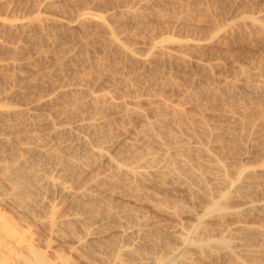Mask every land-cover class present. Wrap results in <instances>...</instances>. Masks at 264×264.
Masks as SVG:
<instances>
[{"label":"rangeland","instance_id":"obj_1","mask_svg":"<svg viewBox=\"0 0 264 264\" xmlns=\"http://www.w3.org/2000/svg\"><path fill=\"white\" fill-rule=\"evenodd\" d=\"M65 1L64 0H0V8H2V9H0V18L1 19L4 18V19H2V20H4V22H5V19L9 20V21L6 20L7 23L5 22L3 29L1 30L2 34L4 33L5 40H7V43L9 41V45L11 44V47L14 46L13 48H16V49L18 48L20 50V52H19L20 54L17 55L19 58V62L26 63L27 60L31 61V64H28V65L24 64L23 67H21V69L18 68V70H17V67L14 69L16 71L13 72L15 75V80H14V83L12 85L13 86L12 89L16 90L17 92H18V89H19V92H20V90L21 91L23 90V92L26 91L25 93L28 94V96H30V98L31 97L34 99L37 98L36 100L39 101L40 106H41V109L39 110V112L43 113V116H45V119L47 121L43 126H41L40 129H38L39 135L41 134L40 137H43V136L45 137L47 135V133H49L52 130L53 123H51V122H53V121L55 122V125H57V126L59 125L61 127L62 126L66 127V126H72L73 124L77 123L80 119H82V117H84V120H83L84 122L81 125L77 126L79 128L78 135L81 139H85L88 137H92V139H93V137L96 136V135H93L92 132H90L89 126H85L86 122H88V118H93L97 122L105 121L106 119H107L106 121L108 122L110 120L109 123H107L108 125L107 124L105 125L106 127L103 126V129L105 131V128H106V132L112 133L113 135L116 134V136L111 137V138L109 137L107 139L108 141L104 140V143L100 142L101 145L99 143V145L103 146V147H106V145L111 144V147H108V150H107L108 152L102 159H100V160H98V162L94 163L91 168H88L86 171L82 172L80 177L77 176L78 179H76L75 176L71 177L69 174L68 175L64 174V173H66L67 170H70V168H71V166L67 165L70 156L68 155L67 151L62 149L61 145H63L67 141V139L69 137H71V134L70 133H63L61 135H58L57 137L54 138L56 141L54 139L49 141V139L45 138L46 140L44 142L43 141L44 137L42 138L43 140L40 138V141L45 143L44 144L45 148L50 149V146H51V148H54L58 153H54L52 155H49L51 162L49 161L48 156H46L47 157V159H46V158H44L45 155H40L39 153L37 154L36 152H34V154H31L33 156H29V160H31V158H33L32 161L35 160L33 162L34 164L32 163V161H31V164L29 163L30 166L34 167L36 165V167H34V169L40 168L38 171L36 169L35 170L37 171L38 179L40 178L39 180H41V178H42L41 183L43 181V185H44L42 187L43 189L38 188L39 189L38 190V197L40 196L39 192H41L42 195L39 197V199L40 198L41 199L47 198V199H49V202L52 200L54 201L55 199L57 200V203H58L57 204V211H56L57 213L55 215L57 219L64 218L67 215H70V216H72V215L76 216L77 215L78 217H81L82 219L84 218L85 221L84 220L81 222L75 221V231H77L79 234H81L82 237H87L88 236L87 233L93 232V230L95 231V228H94L95 225L100 224L99 222H102L106 215H109L110 219L112 217V221L116 222V220H119V218H121V217H118L116 215L120 216L122 212H123V214L125 212V214H124L125 216L122 214L124 216V218L121 215L122 216L121 221H119V222L117 221L116 222L117 224L114 222L112 223V226L115 224L114 226H117V228H115L113 226V228L112 227L109 228L111 230V232L109 229H108L109 231L107 230L109 232L108 234L110 235V237L114 236V238L112 237L111 239L113 241H115V245L118 246V250H120V251L125 250L126 251V248L128 246L130 247V245H133V244L136 245V242L140 243V240H142L141 243L145 244L147 242L146 245H144L145 247L148 245H152V246H148L146 248L150 247L151 251H153L154 245L157 244L158 240L163 239L164 242L170 241V246H168L169 248L166 251H167V253L169 252V254L171 253L170 255H172V253H175L176 250L179 251L178 246H180L179 248L181 250L183 249L182 244H185L184 243L185 238H183L184 240L181 243V241H182L181 236H184L186 234L185 235V237H186L187 234H190V237H189V235L187 237L188 238L193 237L192 233H190V232L192 231L191 227H193V225H191V223L197 222L195 217L191 216V214L189 212H188V214H186L187 212L186 213L183 212L184 215L180 216L181 219H178V218L176 219L175 217L172 219V216H170L169 214L165 215V213H163V211L157 212V210H158L157 207H152L153 205H149L148 204L149 202L147 200H144L145 202H142L143 200L142 201L141 200L135 201L136 198L133 199V196L131 197L132 198V200H131L129 197L131 196L130 193L132 194L133 192H127L128 190H126V188L128 186H126L124 188V184L130 180L129 179L130 175L128 176L129 180L127 182H124L123 184H122V182L125 179L127 180V178H126L127 176H125V178L123 176H121L122 182L120 180V182H119L120 184H117L120 187L119 189L121 191H119V189H118L117 192L119 191L120 193L109 196L111 201L114 198V200L110 203V205H109L110 207H109L104 202V200L107 199L108 195L111 192L108 190V191H106L107 193H104L105 190L102 187L104 185H101V187H102L101 188L100 186L95 184V181L101 182L100 180H102V179L99 178V175L101 173H102L101 177H103L104 175L106 176L110 170H114L115 168H118L120 165L121 166L124 165L123 170L128 169V173H132V171H134V169L137 170L136 169L137 167L135 168V166H138L137 164L143 160H140L138 162V160L142 159V158L138 157V155L135 156V154H139L138 150H141V151L144 150L145 151V148L146 149L151 148V146H152L153 149L157 150V152L159 153V154H157V155H159L157 157V159H158L157 162H160V163H156V164L154 163L155 165L150 164V163H146V165L150 164V166H149V168L151 169L150 170L148 168V166L146 168V165L142 164V162H141V165H143V166L145 165V167H143V166L141 167V168H143L142 171L145 172V170H147V171L149 170V172H150V171H152V169L153 170L155 169L154 170L155 173L154 172L150 173V175H151L150 178L152 177V180H150V181L148 180V183H147V184L150 183L149 187L147 186L150 191L145 190L144 194H146V193L147 194L146 195L143 194V195L145 197H148V198L151 197L150 199H153V201L155 200V202L161 201L160 203H162L164 201L165 202L168 201V203H172V201L175 202L176 200H178L176 197L179 196V197H181V198L178 197L179 200L185 199V202L188 201V203H190V201L192 200L193 205L196 206V207L195 206L193 207V208H196V209H194L195 211L199 212L200 210H202V211L204 210V207L207 204L206 198L204 196H202V197L200 196L201 198L198 196L199 197L198 198L196 195L197 199H195L196 197H194V195L193 196H191L192 194L190 195V193H191L190 190H189L190 193L188 194L189 186L187 185V183H185L184 185H186V186H184L182 183H177L176 181L170 180V178L168 177V175L166 173L167 171L165 170L168 168L165 167L163 169L165 162L162 159L163 157L160 155V154H162V152H164L163 148L158 144H156L158 147L155 146V148H154L155 144L153 143V145H152V143H149V142H151L150 140H148L145 136H142V131H143L142 127L148 121L153 120L156 117L157 106L158 107L161 106V108H162V107H164V105H166V106L167 105H174L176 107L178 106V108L184 110V112L186 111L185 113H188V114H186L187 118L185 117L186 119L184 118L183 119L184 121L182 120L183 125H185L184 124L185 120H188V121L190 120V118H191L190 116H192L191 120L192 119L198 120L199 117L203 116L202 119H205V120L207 119L206 122H209V124H215V123L216 124H219V123L223 124V123H226L227 121L230 122V121L234 120V117H231V115L233 116L232 113H235V112L238 113L239 110L237 112V109H235V106L232 105L230 103V101H228V100H222L221 101L220 99H216V98L211 97V96H205L202 94H200V97H197V99H196V98H194V95L197 94V91H196L197 88L200 89L199 87L201 85L205 84V86L210 87V89L215 90L217 88L216 90H218V92H221V93L225 92V94H227V92L232 93L233 97L235 98L237 96L236 98L238 99L239 97H241L240 95L245 93L241 89H239L241 87L242 83H244L242 85H247V84L251 85L252 83L253 84L254 83H256V84L260 83L261 84V82H259V81L264 80V73H263L264 70L262 71V69H264V67H263L264 66L263 65L264 64V57H263L264 56V33L263 32L264 31L263 30L261 31V29L259 27L257 28V25H254V24L252 25L251 24L252 22L250 21V19H247V20L243 19L244 18L243 15L245 14V17L246 16H248L249 18L255 17L256 20L258 19L259 21L263 22V20H264V0H231V1L230 0H223L224 2L222 1L221 4L216 3V0H180V1L172 0L171 2L176 1L174 3L175 5H173V8H175V10L173 8H168L169 10L166 9L165 4H163V5L158 4L159 6L156 5V8H158V7L159 8H158V10L156 8L155 9L158 12L161 11L160 13H162V14L164 12L166 15L163 14L162 16H159L160 15V13H159L158 17L157 16L147 17L146 21H144V23L147 22L146 24L148 25V27L146 24L144 25V23H142V24L140 23L141 24L140 25L139 22L130 14V10L132 8H134L135 5L131 4L128 0H127L128 2L126 0H74V1L73 0H65ZM181 1H182V5L180 4ZM183 2H185L186 4L188 3V4L186 5ZM178 3L180 5H178ZM199 4H201V5H199ZM160 5H162L163 7ZM203 5H204V8L209 7L210 10L208 9V11H210L209 13H211L213 17L211 16V14L208 13L207 8H205V9L203 8ZM192 6H194V7H192ZM195 7H198L199 9L195 8ZM210 7H212V8H210ZM200 8H203V10ZM165 9H166V11H165ZM171 10L173 13L171 12ZM181 10H182V12H181ZM203 11H205V12L203 13ZM232 11H233V13H232ZM86 14L92 15V16H94V18L96 17L95 18L96 20L95 21L93 20L90 22H82L83 20H81V19ZM178 15H179V17H178ZM185 15H187V16H185ZM237 16H238V18H237ZM214 17H215V19H214ZM97 18H100V19H97ZM101 18L102 19L105 18L104 22H105L107 27L112 28L117 32V36H118L120 42H122V44L120 43V45L126 46L128 48V50L130 51V52L124 51L125 52V58H129V59H125L126 63H124V66H122L124 68L119 67L121 64L118 65V60H116L117 58L114 57V59H113L112 55L109 54V53H115L116 54V52H117L116 56H118L119 53H122V55H123V53H124V52H122L123 49L120 50V47H118L117 44H113L108 39H106L107 37L105 38V37L101 36L100 32H98L97 29L95 28L97 20L98 21L102 20ZM211 18H213V19H211ZM240 18H242L243 20ZM262 18H263V20H262ZM181 20H183V21H181ZM12 21H14V22H12ZM243 21H244L245 26L243 25ZM1 22H3V21L0 20V26H1ZM8 22H10V23H8ZM240 22H242V23L240 24ZM262 22H261V24H262ZM175 23L177 24V26L175 25ZM230 23H231V25H230ZM239 24L242 26H240ZM247 24H249L250 27ZM182 26H184V27H182ZM197 26L199 27V29H197V30H200L199 32H197V30H196ZM229 26H230V29H229ZM221 27H222V29H220ZM244 27H246L245 29L247 30V32L244 29ZM237 28H240L239 31H237L238 30ZM41 29L44 30V33L46 31V32H49L51 34L49 36V33H48L49 37L47 36L46 40L42 39L43 41H40V39H41L40 37L42 35L41 34L42 32L40 31ZM148 29H149V31H148ZM141 30H143V31H141ZM66 31H68V32H66ZM209 33H210V35H209ZM246 33H248V34H246ZM259 33H261V34H259ZM212 34H213V36H212ZM202 35H203V37H202ZM183 37H185L184 38L185 40H183ZM193 37H194V39L196 38L195 39L196 41L193 39ZM154 38H155V44L161 41L160 44H162L164 51L167 50L166 53L168 52V54L170 53V54L176 55V53L178 54L179 52H181L179 54L183 55L182 58H179V60H178V58H177V60L170 58L168 60L166 58L156 59L155 57H151L150 49H152V47L154 45V43H152V42H154ZM204 38H207V39H204ZM229 38H231V40ZM79 39L86 41V43L88 45V49H83L79 52L74 51L75 50V44L78 42ZM156 39L158 40V42ZM175 39H177V41ZM198 39H201V42ZM197 40L199 41V43H197ZM74 42H76V43H74ZM192 47H194V48H192ZM115 49L118 51H116ZM113 50H114V52H113ZM43 51L46 52V54ZM109 51H111V52H109ZM73 53H75L76 57L79 58L78 61L82 62L85 59H87L88 61H84L87 64V66L83 67L81 65V63L76 61V63H74L73 65L61 66V67L57 68L56 65H58V64L57 63H56V65L54 64L55 60H53V61H52V59L50 60V58H52L53 56L55 58L59 56L58 58H60L63 55H71ZM105 53H106V57H105ZM128 53H130V54H128ZM39 54H43V55H39ZM107 54H109V55L107 56ZM10 56H11V54L9 52L8 53L7 52L0 53V60H1L0 63L4 62L7 59L10 60L11 59ZM40 56H42V58H40ZM9 57H10V59H9ZM98 57L102 60L105 59V61L106 60L108 61L110 59L108 62V66L111 70L109 68L108 69L110 71H116L119 68L120 72L117 73V75H114L115 74L114 72H113L114 74H110L109 70H108V72L104 71L101 73V75H97V76L95 74L90 73L91 67H89V66L91 64H93L94 60H96ZM108 57H110V58H108ZM119 57H120V54H119ZM2 58L3 59L5 58V60H3ZM111 58L113 59L112 61H111ZM37 59H38V61H37ZM254 60H257V61H254ZM152 62L153 63L155 62V63L153 64ZM110 63L113 67L112 66L110 67V65H109ZM212 63L216 64V66L215 65L213 66ZM155 64H156V66L154 67ZM204 64L206 65L205 69L202 66ZM53 65H55V66L53 67ZM256 65L258 66L260 71L258 70ZM149 67L158 68L160 73L163 70L162 74L165 76L167 81L164 80L165 81L164 82V81H162V79L159 80V78H158L159 71L157 69H155V70H157L156 71L157 74H155V76L157 78L154 76V74H149L148 73L149 71H147L149 69ZM240 67H242V68L244 67L243 72H242L243 75L240 71V70H242V68H240ZM54 68H55V70H54ZM256 68H257V70H256ZM244 70H247V71H244ZM249 70H253V71H249ZM237 71H239L238 72L239 74L237 73ZM116 72H118V71H116ZM244 72L247 75L250 74V75H253L254 77L250 76V78H249V76L247 77ZM47 73H51V75H49ZM108 73H109V75H108ZM261 73H263V74H261ZM146 75H148V76H146ZM261 75H263V77ZM48 76L51 78H49ZM86 76H88V78L94 76L92 78L95 81L93 80V82L90 83L91 88H94V90H96L97 92L105 93L108 98H111L112 100L122 104L123 106H126V107L131 106V103L133 101L137 102V100H138L139 103L138 102L137 103L139 105L136 108V112H134L130 116H127L126 118L122 117V112L119 111L120 110L119 106L115 107V108L113 107V108H110V109H107V110L100 112V111L95 110V104L94 103H91L90 101H84L83 98H79L80 99V105H78V107L74 108L73 110H69V111L65 112L62 117L56 118L55 117L56 114L60 113L62 109H64L68 104L71 103V100L73 98L72 96L78 95L77 93L74 94L73 92H69V94L62 96L59 99H55L54 96H55L56 92L60 89V86L61 85L66 86L67 85V88L70 89L69 91L75 90V88L82 86V85L76 83L75 81L78 80L79 77H86ZM115 76H117V77H115ZM258 76H259V78H258ZM149 77L150 78L153 77V79L152 78L150 79ZM133 78H135V79H133ZM140 78H141V80H140ZM148 78H149V80H148ZM258 79H259V81H258ZM225 80H227V81H225ZM126 81L131 82L129 84L130 86L128 85V83ZM156 81H158V82H156ZM160 81L163 82V84ZM251 81H253V82L251 83ZM125 82H126V84H125ZM133 82H135V83H133ZM225 82H227V83H225ZM132 83L134 84V86H132L133 85ZM200 83H201V85H200ZM196 84L197 85L199 84V86L196 87ZM124 85H125L126 89H125ZM152 85H154V86H152ZM30 87H31V89H30ZM129 88H131V89H129ZM203 88L204 87H202V89ZM202 89H200V90H202ZM49 91H50V93H49ZM194 91H196L195 94H193ZM238 91L242 94H238L239 93ZM192 94H193V96L187 97L188 95H192ZM236 94H238V95H236ZM49 95H50V97H49ZM244 96H245V94H243L242 97L239 98V100L242 99ZM78 97H79V95H78ZM204 97H205V99H204ZM207 97H209L211 100L208 99ZM206 100H207V102H206ZM226 101H227V103H225ZM204 102H205V105L207 104V106H204ZM222 102L224 105L228 104V105H226V106H228V108L226 106H223V104H221ZM127 104H129V105H127ZM230 105H232L231 106V112L232 113L230 112V110H227L229 112L226 111V108L229 109ZM248 106H246V107H248ZM250 106H253V105H250ZM258 106L259 105H257V107ZM253 108H254V110L257 111V108L255 109V107H252V109H250L252 112L254 111ZM219 109H221V110H219ZM232 109H234L236 111L233 112ZM140 110H142V111H140ZM239 114H241V113L239 112ZM193 115H194V117H193ZM121 117H122V119H121ZM111 121H112V123H111ZM188 121H186V123L189 126L190 122L188 124ZM120 123H122V125H120ZM119 125H120V128H119ZM187 125H185L184 127H186ZM107 126H109V127L107 128ZM110 127H112V128H110ZM109 128H110V130L111 129H113V130H111V132H110V130H108ZM183 129L184 128H182V131H183ZM187 132H184L181 136H183L182 138L184 141H186V139H187L186 142L190 141L189 143L192 142V144H193L196 141V140H193V139H195V137L192 136V133H190L189 131H187ZM117 133H118V137H117ZM185 133H186V136L189 134L188 137L185 136ZM30 136H31V134L29 132L21 133L15 137V141L20 146L26 145V144L30 143L29 141H31ZM184 136H185V138H184ZM189 136H190V138L192 136V138L189 139ZM115 138H117V139H115ZM241 138H243V139H241ZM241 138H240L241 142L245 141L244 142L245 145L247 143L254 142V141H249L245 137H241ZM153 139H154V137H153ZM32 140H33V142H35L34 139H32ZM57 140H58V142H57ZM95 140L92 141V143H90L89 146L86 148L87 152H91L92 151L91 148H94V146L98 143L97 140L96 141ZM147 140H148V143H147ZM237 140L238 139H236V141ZM40 141H37V142L42 145L43 143H41ZM228 141H229V139H228ZM228 141L226 139V142H228ZM230 141H231V143H228L227 145L230 144L229 147L231 149L233 148L232 150L234 152L230 153L232 151H231V149H229L230 150L229 153L232 155H230L228 153L226 155L225 152L226 151L228 152V149H226L228 146L225 145V149H226V150L224 149L225 152L221 148L223 153H224L223 156L226 155L225 157L229 158V155H230V157H232L233 155H235V151H236L235 156H236V158H238L237 159L238 162L241 161L240 164L242 163V165L244 164V166H248V165L249 166L250 165L259 166V164L260 165L262 164V161H263L262 159H264V156H260V154L262 152L260 153V148L255 145V144H259V143L254 142L255 146L250 143V144L246 145L247 147L243 146L244 143H242L243 149L245 150V151H243V149L240 148L241 144H240V142H238L239 140L237 142L240 145L235 140L232 141L230 139ZM234 141L236 143L233 145ZM246 141H247V143H246ZM38 143H36V144H38ZM46 143L50 144V145L48 144L49 147L47 146ZM51 143H53V144H51ZM102 143H103V145H102ZM131 144H134L136 146V151H134L133 153L128 151L129 146ZM212 145H214V147L216 146L219 153L222 152L220 150L219 144L215 143ZM236 148L238 150L239 149L240 150L237 151ZM258 153H260V154H258ZM85 154L86 153L84 152V153H79L78 155L83 157ZM220 154H222V153H220ZM39 155H40V157H39ZM42 156H44L43 159H41ZM221 156H219V157L224 159V157H221ZM235 156L232 157V160H235V159H233ZM136 157H138V158H136ZM110 159H112L111 160L112 162H110ZM133 159L134 160L136 159L135 162ZM229 159H231V158H229ZM29 160H27V161H29ZM39 160H40L41 164L38 163ZM43 160L45 161V163ZM77 160L81 162V159H77ZM47 161H49V162H47ZM119 161L121 164L119 163ZM42 163H44V164H42ZM118 163H119V166H118ZM126 164H129L127 166L131 165L133 167L130 166L131 168H129V167L127 168V166H125ZM157 164L160 167H158ZM37 165H38V167H37ZM39 165H40V167H39ZM58 165L62 166L61 170L58 167ZM121 166H120V168H122ZM139 167H140V165L138 166V169H140ZM144 168H146V169L144 170ZM40 170H42V171H40ZM96 170L97 171L99 170V171L96 172ZM38 172H40L41 174ZM49 172L53 176L52 178L51 177L49 178V176H50ZM178 172L179 173H177V175L180 174V176H181V173L183 174V170L181 171V169H179ZM157 173H159V174H157ZM124 174H125V172H124ZM124 174H121V175H124ZM126 174H127V170H126ZM161 174H162V176H161ZM96 176L100 180L97 179ZM131 176L133 177L132 174H131ZM131 176H130V178H131V180H133V178ZM182 176H184V174ZM48 178L52 179L53 181L49 180ZM190 178L192 179L193 177L187 178L188 184H190V186L192 184L191 187H192L193 191H195L196 188L199 186L198 185L199 181L196 182L197 184L194 181V184H193V182L191 183V181L196 180V178L195 179L193 178L191 181H190ZM163 179H165V180L167 179V180L165 181ZM50 181H51V183H50ZM189 181H190V183H189ZM52 182L54 185H50V184H52ZM104 183H106V182H104ZM104 183L101 182L99 184H104ZM207 183L209 184V186H212L214 184V183L212 184V180H210V181L208 180L206 182V184ZM261 183L264 184L263 182H261ZM121 184L123 187L121 186ZM262 184H259V187L255 186V187L251 188L252 191L250 193L248 191H246L244 196L247 197L246 194H248V198H249V196H251V197L253 196L252 197L253 200L256 199L254 201L257 202V200H259L258 196L260 195L261 197L259 196V198H261L260 200H262V201H259V202L264 203V199H263L264 198V185H262ZM118 186H117V188H118ZM195 186H197V187H195ZM200 186H201L202 190L200 187L198 190L203 192L205 187L203 186L204 187V189H203L202 185H200ZM209 186H207V187H209ZM52 187H54V188H52ZM212 187L211 188L209 187L210 190H207V189H209V188H207L206 190H204V192H206V191L211 192L212 189L214 187H216V185L213 188ZM219 188L223 189V187H219ZM219 188L217 190L214 188V190H213L214 193H212L214 197H216V196L218 197V195L221 193V192L219 193V190H220ZM113 189H115V188H113ZM99 190H102V191H99ZM122 190H126L127 195H129L128 198L127 197L124 198L125 192H123ZM160 190H161V192H160ZM178 190L179 191L182 190L181 192H182V194H184V196L186 195L185 197L188 199L187 201H186V198L181 194V192L179 193ZM183 191H184V193H183ZM121 192H123V194ZM47 193H49V194H47ZM165 193H166V195H164ZM251 193L255 194V195H252ZM119 194H122L123 196H120ZM43 195H45V197H43ZM127 195H125V196H127ZM138 197H140V196H138ZM103 198H104V200H103ZM202 198H205V201ZM252 198L250 200H252ZM45 199H43V200L46 201ZM171 199H172V201H171ZM162 200H164V201H162ZM91 201H93L92 202L93 204L97 203V206L93 207L92 206L93 204L92 203L90 204ZM115 202H116V205H115ZM259 202H257V204H260ZM248 203L253 204V202H250L248 199H247V201L244 199L240 200V201L239 200L234 201V204L235 205L237 204L236 206L238 207V210L240 209L239 207H241V204L242 205L247 204V206H249L250 204L248 205ZM174 204H177V203H174ZM254 204H256V203H254ZM238 205H240V206H238ZM98 206H99L100 210L98 209V211H97L96 207H98ZM112 206H114V207H112ZM128 206H130V207H128ZM41 207H43V206L41 205ZM45 207H47V206H44L43 208H45ZM102 207L103 208L108 207V208L103 210ZM246 207H241V208L245 209ZM111 208H113L112 210H114V211H112ZM131 208L133 209L132 211H131ZM153 208H155V209H153ZM38 209H36V210H38ZM128 210H129V212H127ZM134 210H135V212H134ZM240 210H242V209H240ZM6 211H7L6 216H8L9 218L13 217V219L16 218V212H14V210L12 211L10 209H7V210L5 209L4 212H6ZM100 211H102V212L100 213ZM106 211H109V213H111V214H108V212H106ZM136 211H137V213L139 212L142 215L137 214ZM45 212H46V214H45ZM114 212L115 213L117 212L115 217H118V218H115L116 220L113 217L114 216L113 214H115ZM38 213L41 216H43L42 219L44 218L43 219L44 221L47 220L46 219L47 218L46 216L48 215L47 211H45V210L43 211V209L41 208V210H38ZM126 213L127 214L129 213L130 215L128 214L129 215L128 216V215H126ZM135 213L137 214L136 217L134 216ZM200 213H201V211H200ZM131 214L133 215L134 218L131 216ZM126 216H127V218H126ZM99 217H100V219H99ZM140 217L144 218L145 220L147 219L146 221L150 226L148 224H146V221H144V219H143L144 224H143V221H141V223H142L141 225H143L141 229L143 230L144 229L143 227L145 226V228H146V226L148 225V227L146 228V229H148L147 230L148 232L146 231V229H144L145 233H143L141 231V229H140L141 225L138 224V222H140L138 220H141ZM263 217L264 216H262V218L259 217V218H261V220H259V221H258V219H255V217H254V220L252 219V217H249L246 219H248V220L250 219L251 221H249V222H253V221L255 222V220H256V224L258 226V223L260 221H262L261 223L264 225ZM148 218H150V219H148ZM165 218H166V220H165ZM231 218H233V217L231 216ZM123 219L125 221H123ZM226 219H230L229 216L225 217V220ZM244 219L245 218H243L242 220H244ZM93 220H95V221H93ZM133 220H134V222H133ZM210 220H211V223H210ZM225 220H223V222L220 223L211 217V218H206L203 221V223H205V224L207 223L208 227H210L209 234H207V236L208 235L210 236V237L208 236V242L210 241L209 243L211 245H213L212 242H214L215 240H217L219 238L221 233L223 235L230 233V232H228V230H230V228H232V230H233V225H234L233 223L234 222L237 223V225H240V224L242 225L244 221H245V224L248 223V220H244L241 223L240 221H242V220L240 218L237 219V217L235 218V216L233 218V221H232V219H230L229 221L226 220V223H225L224 222ZM163 221H165V223ZM257 221H258V223H257ZM30 222L31 223L29 224L28 228L26 226H24V228H22V230L26 228V231L30 232L29 228H31V233L34 234L32 236L35 237L34 240L36 241V243H35L36 249L38 251L40 250V252L45 251L44 253L49 259H52V260L56 259L57 260L58 259V255H56L57 253L56 254L52 253V252L50 253V251H48L46 249L44 242H43V239L48 235L47 226H41L40 224H38L37 222H35L33 220ZM32 222L34 225L32 224ZM83 222H85V224ZM166 222H167V224H166ZM173 222H174V224H173ZM227 222H230V223H227ZM119 223H120V225L122 224V226H119L118 225ZM134 223L136 224V226H133V225H135ZM178 223H179V225H178ZM222 224H224L223 225L224 227L227 225L226 226L227 229H226V227L224 228L223 226H221ZM245 224H243V225H245ZM256 224L254 223V225H256ZM83 225H85L89 229V230H87V232L84 231ZM219 225H220V227H219ZM231 225H232V227H230ZM237 225L235 224L234 229H236ZM216 226H218V227H216ZM228 226L230 228H228ZM257 226H256V228H257ZM128 227H129V229H128ZM135 227L136 228L138 227L139 230L138 229L136 230ZM156 227H159L160 229L156 228ZM179 227L180 228L182 227L183 231H182V228L180 229ZM221 227H223V228H221ZM188 228L190 229L189 230L190 232L187 231ZM258 228H261V227L259 226ZM221 229H224V230L222 231ZM262 229H264V227ZM32 230H33V232H32ZM105 230L106 229H104V232H102V233L106 234ZM184 230H186L188 233ZM219 230H220V232L221 231L222 232L220 233ZM232 230H230V231H232ZM259 230H261V229H259ZM154 231H156V232H154ZM180 231H182L181 233H179L180 235L177 234ZM134 232L136 234L138 232L139 235L138 234L137 235L139 237ZM124 233H126V234H124ZM141 233H142V235H141ZM156 233H158V234L156 235ZM232 233H233V231H232ZM64 234H65V232H64ZM117 234L120 236H118ZM121 234H122V236H121ZM152 234H153V236H152ZM145 235L147 237V238H145L147 241L143 240ZM158 235L160 236V238H158L159 237ZM174 235L175 236L177 235L178 237H174ZM101 236L105 237V238L107 237V235L103 236L102 234H101ZM134 236H135V238H134ZM148 236L151 237L152 239L148 240ZM171 236L173 237V240L171 239L172 238ZM179 236L181 239L179 238ZM128 237H129V239H126ZM161 237H162V239H161ZM165 237H166V239H168V238L169 239L166 240ZM176 238H179L180 240L176 239ZM174 239H175V241H174ZM68 240H70L71 242H76V240H77L76 234L71 235L70 239L68 238ZM160 240H159L158 244H160V242H163ZM176 240H178V241H176ZM54 241L57 242V245H59L62 253H64L65 255H68V254L70 255V253H71V256L75 260L76 259L79 260L80 264H86L74 252H71L69 246L66 245V243H65L66 241L64 242V240L61 238H55ZM134 241H136V242H134ZM148 241H150V242H148ZM173 241H174V243H173ZM130 242H131V244H130ZM153 242H156V243L153 245ZM175 243H176V245H175ZM158 244L155 246V248H156L154 250L155 252L164 249L162 247H160L158 249L157 248L159 246ZM210 244H208V246ZM119 245H120V247H119ZM124 245L125 246L127 245V247H125ZM135 245H133V246H135ZM137 245H139V244H137ZM174 245L176 247H174ZM123 246L125 247V249H122ZM160 246H163V244L162 245L160 244ZM119 248H121V249H119Z\"/></svg>","mask_w":264,"mask_h":264},{"label":"bare ground","instance_id":"obj_2","mask_svg":"<svg viewBox=\"0 0 264 264\" xmlns=\"http://www.w3.org/2000/svg\"><path fill=\"white\" fill-rule=\"evenodd\" d=\"M65 1V0H64ZM74 1V0H73ZM127 1V0H126ZM125 1V2H126ZM131 4L135 5L134 8H132L130 10V14L139 22V24L141 23H144V21H146V18L149 17V16H157L158 17V14L161 12V11H157L158 8H156V5L158 4H165L166 6V9L168 8H173V5H175L174 3L176 1H173L171 2L172 0H128ZM127 1V2H128ZM180 1V0H178ZM223 0H216V3L218 4H221ZM231 1V0H230ZM66 2V1H65ZM117 2V1H116ZM213 2V1H212ZM224 2V1H223ZM62 3V2H61ZM185 3V2H183ZM208 3V2H207ZM238 3V2H237ZM182 5V1L180 3ZM178 3V5H180ZM186 4V3H185ZM188 4V3H187ZM186 4V5H187ZM191 4V3H190ZM61 5V4H60ZM118 5V4H117ZM126 5V4H125ZM129 5V4H128ZM160 5V6H162ZM177 5V4H176ZM177 5V6H178ZM192 5V4H191ZM201 5V4H199ZM207 5V4H206ZM159 6V5H158ZM195 6V5H194ZM192 6V7H194ZM2 7V6H1ZM66 7V6H65ZM163 7V6H162ZM175 7V6H174ZM218 7V6H217ZM157 10H156V9ZM180 8V7H179ZM195 8H198V7H195ZM203 8H204V5H203ZM203 8H200L203 10ZM207 8V11L209 9V7H205ZM204 8V9H205ZM212 8V7H210ZM221 8V7H220ZM2 9V8H0ZM8 9V8H7ZM119 9V8H118ZM165 9V11H166ZM175 10V8H173ZM172 9V10H173ZM177 9V8H176ZM199 9V8H198ZM9 10V9H8ZM163 10V9H162ZM169 10V9H168ZM171 10V12H172ZM191 10V9H190ZM189 10V11H190ZM210 10V9H209ZM201 11V10H200ZM168 12V11H167ZM182 12V10H181ZM187 12V11H186ZM205 11H203L204 13ZM210 11H208L209 13ZM253 12V11H252ZM122 13V12H121ZM170 13V12H169ZM173 13V12H172ZM175 13V12H174ZM189 13V12H188ZM191 13V12H190ZM214 13V12H213ZM233 13V11H232ZM163 14H165L163 12ZM162 13H160L159 16H162L163 15ZM180 14V13H179ZM184 14V13H183ZM192 14V13H191ZM211 14V13H209ZM224 14V13H223ZM262 14V13H261ZM94 15V14H93ZM166 15V14H165ZM175 15V14H174ZM173 15V16H174ZM206 15V14H205ZM240 15V14H239ZM243 15V14H242ZM241 15V16H242ZM249 15V14H248ZM98 16V15H97ZM109 16V15H108ZM187 16V15H185ZM194 16V15H193ZM212 16V14H211ZM226 16V15H225ZM244 18L243 19H250V21L252 22L251 24L253 25H257V28L259 27L261 29V31L263 30L264 31V20L263 22L262 21H259L258 19L256 20L255 17H251L249 18L248 16L245 17V14L243 15ZM242 16V17H243ZM260 16V15H259ZM177 17V16H176ZM179 17V15H178ZM202 17V16H201ZM213 17V16H212ZM216 17V16H215ZM214 17V19H215ZM224 17V16H223ZM96 18V17H95ZM94 18V16L92 15H84L82 17L81 20H83L82 22H90V21H95L96 19ZM106 18V17H105ZM104 18V19H105ZM164 18V17H163ZM174 18V17H173ZM187 18V17H186ZM185 18V19H186ZM209 18V17H208ZM236 18V17H235ZM238 18V16H237ZM255 18V19H254ZM258 18V17H257ZM4 19V18H2ZM0 18L1 21V26H0V53H3V52H9L11 54V59L9 57L10 60H5V58L3 60H5L4 62L0 63V264H80L79 263V260H75L72 256H71V253L70 255H65L64 253H62V251L60 250V247L59 245H57V242L54 241L55 238H61L64 240V242L66 243V245L69 246L71 252H74L82 261H84V263L86 264H264V229H262L264 227V225L261 223L262 221H260L258 223L259 220H261L262 216H264V203L262 202H259V201H262L260 200L261 198H259L258 196V199L257 202H259L260 204H257L256 199L253 200V196H249V198L251 197L252 200H250L248 198V194H246L247 197L244 196V194L246 193V191H248L249 193L252 191L251 188L255 187V186H258L259 187V184H262L261 182L264 183V159H262V164L259 166H254V165H248V166H244V164L242 165V163L240 164V162L237 161L238 158H236V151H235V156L233 159L235 160H232V157H230V153H233L234 151L229 147V145H227L228 143H231L230 139L233 141L236 139H238L237 141L240 142L241 146H242V143L244 142H241L240 138L241 137H245L246 139H248L249 141H254V142H257L259 144H255L254 142H250L251 144H255L257 147L260 148V156H264V80H261L258 81L261 82V84H256V83H252L253 81H251V85H242L244 83L241 84V87L239 89H241L243 92V94H245V96L239 100V98L242 97V93H239L238 94H242L240 95L241 97H239L238 99L235 97H233V94L232 93H228L225 94L224 93H221V92H218V90H214V89H210V87H207L204 85H200L202 87H204L202 89V87L200 86L199 88L202 89H198L197 88V94L194 95V98L197 99V97H200V94L202 95H205V96H211V97H214L216 99H220L221 101L222 100H228L230 101V103L232 105L235 106V109H237V112L239 110V112L241 114L236 113L234 109H232L233 112L235 113H232L231 112V106L228 108V104H223V102L221 104H223V106H226V111L227 110H230V112L233 114V116L231 115V117H234V120L233 121H227L226 123H219V124H209V122H206L205 119H202V117H199L198 120H194L192 118V116H190V120H185L184 124L187 125L186 121H188V124L190 122V125L184 127L185 125H183V119L187 116L186 114L188 113H185L184 110L178 108V106H174V105H164V107L161 108V106H157L156 108V117L153 119V120H150L148 121L143 127V131H142V136H145L148 140H150L151 142L149 143H153L155 144L154 145V148L155 146L158 147L156 144L160 145L162 148H163V151L162 154H160L163 158V161L165 162V165L163 167V169L166 167L168 169H165L168 177L170 178L171 181H176L177 183H182L183 185L185 183H187V185L189 186V188L192 186H190V184H188V179L189 177H193L194 179L196 178V180H193L191 181L192 179L190 178V181L191 183L193 182L194 184V181L195 183L198 182V187L196 188L195 191H193L192 187L189 189L188 188V194L190 193L191 196L194 195V197H197L199 196H204L206 198V206L204 207V210H200L198 211H195L194 209L196 208H193L195 205H193V202L192 200L190 201V203H188V199L184 196V194H182V190L179 191V193L181 192V194L186 198V201L185 202V199L184 200H179V198L181 197H176L178 200H176L175 202L172 201V203H168L165 202H162L160 203L161 201L159 202H155V200L153 201V199H150L148 197H145L144 194L145 190H149V184L148 183V180H152V177L150 178V173L154 172V170L152 169V171L149 172V170H145L148 166H150V164H156V163H160V162H157L158 159L157 157L159 155L157 150L153 149V147L151 146V148H145V151H141V150H138L139 151V154H135V156L138 155V157L142 158V159H137L138 162L140 160H143V161H140L137 165L139 166L140 165V169H138V166H135V168L137 170H135L134 168V171H132V173H128V169H124V165H120L122 168H120L119 166V163H118V168H115L114 170H110L109 173L107 174L106 172V176L104 175L103 177H101V174L99 175V178H101L102 180H100L99 178H96L99 179L102 183L104 184H99L101 182L99 181H95V184L100 186L101 185H104L102 186L104 188V193H107L106 191H110L111 195L109 194L107 199L104 200V202L107 204V206L110 205V203L114 200L111 201L110 197L109 196H112V195H115L117 193H120L119 191H121L119 188V186L117 184H120V180L122 182V179H121V176H123L125 178V176H127V180L122 182V184L124 182H127L129 179V181L127 183L124 184V188L126 186H128L126 188V190H128L127 192H133L132 194L130 193V199L132 200V196H133V199L136 200H143L142 202H145L144 200H147L149 203V205H153L152 207H157V212L158 211H163V213L166 214H169L170 216H172V219L175 217L176 219H181L180 216L181 215H184L183 212H187L186 214H188V212L191 214V216L195 217V219L197 220V222L195 223H191V225H193L192 228V231L190 232L189 228L187 231H189L190 233H192V236L191 238H188L187 236L189 235L190 237V234H187V238L184 236H181L182 238V241L181 243L183 242V238H185V244H182V247L183 249L181 250L178 246V250H176V254L175 253H172V255L169 254V252L167 253V249L169 248L168 246H170V241H166L164 242V240H160V241H163V242H160V244L163 246H160L159 243V240L157 242V244L159 245L157 248L159 249L160 247L164 248L163 250H159V251H154L156 248L155 246L157 244H155L156 242H153V245H154V248H153V251H151L150 247L149 248H146L148 246H152V245H148V246H144L146 245V243H141L142 240H140V243H137L136 241V245L133 246V245H130L131 242H130V247L128 248L127 245L125 247L126 248V251H120L118 250V246L115 245V241H113L110 237V235L108 234L109 232V228L112 227L115 225L112 226V223H116L117 221H121L122 220V216L125 214H123V212L121 213V215H116L117 212L115 214H113L112 216L115 218H118V217H121L119 218V220H116L115 221H112V217L110 219V216L109 215H106L103 219L102 222H99L100 224H97L95 225V231L93 230V232H90V233H87L88 236L87 237H82L81 234H79L77 231H75V221L77 222H81L84 220V218L82 219L81 217H78L77 215L75 216H70V215H67L65 216L64 218H60V219H57L56 218V211H57V200L55 199L54 201H50L49 202V199H45L46 201H44L43 199H39V197L42 195L41 192L40 193V196L38 197V190L41 188L43 189L42 187L44 186L43 185V181L41 183V180L38 179V175H37V171L40 169H34V167H36V165L33 167V166H30L31 164V161L33 158H31V160H29V156H33L31 154H34V152H36L37 154L39 153L40 155H45L42 156L41 159L46 158V156L49 157V155H52L54 153H58L54 148H51L50 146V149L48 148H45L44 146V142L46 139H49L50 140H53L55 137H57L58 135H61L63 133H70L71 134V137H69L67 139V141L61 145L62 146V149L67 151L68 155L70 156L69 157V161H68V166H71L70 170H67L66 175H70L71 177L75 176L76 179H78V177H80L81 173L86 171L88 168H91L92 165L96 162H98V160L102 159L106 154H107V150H108V147H111V144H108L106 145V147H103V146H100L101 143L100 142H103L104 143V140H107L109 137H115L116 134H112V133H109V132H106V128H105V131L103 129V126H105L107 123H109V121L107 122L106 120L105 121H101V122H97L95 121L93 118H88V122H86V125L85 126H89V130L90 132H92L93 135H96L93 137H88V138H85V139H81L78 135V130L79 128L77 126L81 125L84 121V117H82V119H80L77 123L73 124L72 126H57L55 125V122H51L53 123V128L52 130L47 133V135L43 138V137H40L39 135V131L38 129L41 128V126H43L47 121L45 119V116H43V113H40L39 110L41 109V106H40V103L39 101H37L36 99L34 98H30V96H28V94H26L23 90L19 92V89H18V92L14 89H12V85L14 83V80H15V75H14V70L16 67H17V70L18 68L21 69V67H23L24 64L28 65V64H31V61L27 60L26 63H21L19 62V58L17 55H19L20 53V50L17 48H13L14 46L11 47V44L9 45V41L7 43V40H5L4 38V33L2 34V29H3V26L5 24V22L7 23V19H5V22L4 20H2ZM97 19H100V18H97ZM102 19V18H101ZM102 19V20H97L96 22V29L98 32H100V35L103 36V37H107L106 39H108L111 43L113 44H117L118 47H120V50L123 49L122 52L124 51H127V52H130L128 50V48L126 46H122L120 45V43L122 44V42H120L118 36H117V32L112 29V28H109L106 26L105 24V20ZM161 19V18H160ZM191 19V18H190ZM213 19V18H211ZM242 19V18H240ZM242 19V20H243ZM7 20V21H6ZM177 20V19H176ZM192 20V19H191ZM183 21V20H181ZM180 21V22H181ZM187 21V20H186ZM235 21V20H234ZM14 22V21H12ZM11 22V23H12ZM178 22V21H177ZM191 22V21H190ZM213 22V21H212ZM233 22V21H232ZM248 22V21H247ZM259 22V23H258ZM262 22V24H261ZM10 23V22H8ZM108 23V22H107ZM147 23V22H146ZM144 23V25L146 24ZM185 23V22H184ZM183 23V24H184ZM189 23V22H188ZM235 23V22H234ZM242 22H240L241 24ZM249 23V22H248ZM27 24V23H26ZM87 24V23H86ZM140 24V25H141ZM174 24V23H173ZM180 24V23H179ZM238 24V23H237ZM239 24V25H240ZM147 25V24H146ZM175 25L177 26V24L175 23ZM216 25V24H215ZM231 25V23H230ZM243 25H244V21H243ZM249 26V24H247ZM16 26V25H15ZM89 26V25H88ZM186 26V25H185ZM193 26V25H192ZM217 26V25H216ZM242 26V25H240ZM239 26V27H240ZM245 26V25H244ZM39 27V26H38ZM145 27V26H144ZM148 27V25H147ZM161 27V26H160ZM184 27V26H182ZM198 27V26H197ZM196 27V30L199 29V27L197 28ZM218 27V26H217ZM232 27V26H231ZM236 27V26H235ZM247 27V26H246ZM244 27V29L246 28ZM250 27V26H249ZM5 28V27H4ZM37 28V27H36ZM141 28V27H140ZM190 28V27H189ZM241 28V27H240ZM240 28H237L239 31ZM254 28V27H253ZM38 29V28H37ZM40 29V28H39ZM53 29V28H52ZM63 29V28H62ZM88 29V28H87ZM145 29V28H144ZM147 29V28H146ZM214 29V28H213ZM218 29V28H217ZM222 29V27L220 28ZM229 29H230V26H229ZM228 29V30H229ZM248 29V28H247ZM50 30V29H49ZM177 30V29H176ZM187 30V29H186ZM202 30V29H201ZM212 30V29H211ZM233 30V29H232ZM235 30V29H234ZM246 30V29H245ZM39 31V30H38ZM42 33L41 35V39L40 41H43L42 39H45L47 38L48 36V33L49 32H46L44 33V30H40ZM143 31V30H141ZM149 31V29H148ZM200 30H197V32H199ZM230 31V30H229ZM241 31V30H240ZM4 32V31H3ZM54 32V31H53ZM68 32V31H66ZM145 32V31H144ZM160 32V31H159ZM163 32V31H162ZM185 32V31H184ZM202 32V31H201ZM200 32V33H201ZM222 32V31H221ZM226 32V31H225ZM247 32V30H246ZM94 33V32H93ZM214 33V32H213ZM264 33V32H263ZM10 34V33H9ZM54 34V33H53ZM186 34V33H185ZM244 34V33H243ZM248 34V33H246ZM256 34V33H255ZM261 34V33H259ZM51 34L49 33V36ZM198 35V34H197ZM196 35V36H197ZM200 35V34H199ZM210 35V33H209ZM225 35V34H224ZM48 36V37H49ZM64 36V35H63ZM142 36V35H141ZM195 36V37H196ZM213 36V34H212ZM8 37V36H7ZM153 37V36H152ZM203 37V35H202ZM215 37V36H214ZM60 38V37H59ZM85 38V37H84ZM145 38V37H144ZM178 38V37H177ZM185 37H183V40ZM86 39V38H85ZM179 39V38H178ZM194 39V37H193ZM192 39V40H193ZM196 39V38H195ZM194 39V40H195ZM204 39H207V38H204ZM223 39V38H222ZM231 40V38H229ZM157 40V39H156ZM177 41V39H175ZM181 40V39H180ZM200 40L201 42V39H198ZM197 40V43H199V41ZM52 41V40H51ZM55 41V40H54ZM172 41V40H171ZM175 41V42H176ZM187 41V40H186ZM196 41V40H195ZM12 42V41H11ZM47 42V41H46ZM158 42V40H157ZM180 42V41H179ZM184 42V41H183ZM191 42V41H190ZM208 42V41H207ZM218 42V41H217ZM55 43V42H54ZM61 43V42H60ZM76 43V42H74ZM154 43L152 49H150V54H151V57H155L156 59H159V58H166V59H170V58H173V59H176L178 58H182L183 55L179 54L181 52H179L178 54L176 53V55L174 54H168V52L166 53L167 50L164 51L163 47H162V44L161 41L156 43L155 44V38H154ZM234 43V42H233ZM165 44V43H164ZM173 44V43H172ZM187 44V43H186ZM185 44V45H186ZM205 44V43H204ZM191 45V44H190ZM197 45V44H196ZM183 46V45H182ZM199 46V45H198ZM190 47V46H189ZM195 47V46H194ZM192 47V48H194ZM99 48V47H98ZM83 49H88V45L86 43V41L82 40V39H79L78 42L75 44V50L76 52H79ZM106 49V48H105ZM41 50V49H40ZM116 50V49H115ZM196 50V49H195ZM118 51V50H116ZM169 51V50H168ZM186 51V50H185ZM44 52V51H43ZM111 52V51H109ZM114 52V50H113ZM121 52V51H120ZM42 53V52H41ZM46 54V52H44ZM184 53V52H183ZM182 53V54H183ZM186 53V52H185ZM48 54V53H47ZM110 55H112L113 59L114 57L117 58L116 60H118V65H120L119 67H122L124 66V63L125 62V59H129V58H125V52L123 53H119L120 54V57H119V54L118 56H116L115 53H109ZM107 54V56L109 55ZM130 54V53H128ZM39 55H43V54H39ZM57 55V54H56ZM129 56V55H128ZM142 56V55H141ZM206 56V55H205ZM2 57V56H1ZM59 57V56H58ZM58 57H52L50 58V60L52 59L55 60L54 64L56 65V63L58 65V67H61V66H68V65H73L74 63L79 62L81 63V65L83 67L87 66V64L84 62V61H88L87 59H85L84 61H78L79 58L76 57V54L73 53L71 55H63L62 57L58 58ZM105 57H106V53H105ZM111 57V56H110ZM108 57V58H110ZM213 57V56H212ZM264 57V56H263ZM262 57V58H263ZM40 58H42V56H40ZM54 58V59H53ZM131 58V57H130ZM185 58V57H184ZM203 58V57H202ZM107 59V58H106ZM111 58V61L113 60ZM255 59V58H254ZM257 59V58H256ZM2 60V61H3ZM22 60V59H21ZM34 60V59H33ZM110 60V59H109ZM109 60L105 61V59H100L99 57L94 60L93 64H91L89 67L90 68V73L92 74H95L96 76L97 75H101L102 72H108V70L110 69L109 66H108V62ZM141 60V59H140ZM165 60V59H164ZM181 60V59H180ZM215 60V59H214ZM1 61V60H0ZM38 61V59H37ZM36 61V62H37ZM128 61V60H127ZM130 61V60H129ZM171 61V60H170ZM200 61V60H199ZM254 61H257V60H254ZM51 62V61H50ZM205 62V61H204ZM219 62V61H218ZM35 63V62H34ZM153 63V62H152ZM155 63V62H154ZM153 63V64H154ZM159 63V62H158ZM258 63V62H257ZM260 63V62H259ZM36 64V63H35ZM53 64V63H52ZM203 64V63H202ZM256 64V63H255ZM263 64V63H262ZM44 65V64H43ZM53 65V67L55 66ZM110 67L112 66L111 63L109 64ZM212 65L216 66V64H213ZM211 65V66H212ZM244 65V64H243ZM251 65V64H250ZM264 65V64H263ZM156 66V64L154 65V67ZM205 69L206 65H202ZM210 66V67H211ZM240 66V65H239ZM254 66V65H253ZM261 66V65H260ZM113 67V66H112ZM118 67V66H117ZM128 67V66H127ZM256 67L258 68V66L256 65ZM262 67V66H261ZM264 67V66H263ZM56 68V67H55ZM54 68V70H55ZM109 68V69H108ZM124 68V67H122ZM121 68V69H122ZM212 68V67H211ZM242 68V67H240ZM239 68V69H240ZM244 68V67H243ZM243 68L241 71V73L243 72ZM251 68V67H250ZM254 68V67H253ZM256 68V70H257ZM19 69V70H20ZM114 69V68H113ZM158 68H153V67H149V69L147 71H149L148 73L149 74H157V70H155ZM252 69V68H251ZM59 70V69H58ZM111 70V69H110ZM109 70V73L110 74H114V75H117V73L120 72V69L118 68L116 71H110ZM124 70V69H123ZM161 70V69H160ZM167 70V69H166ZM212 70V69H211ZM248 70V69H247ZM247 70H244V71H247ZM258 70L260 71V69L258 68ZM264 69H262L263 71ZM26 71V70H25ZM47 71V70H46ZM57 71V70H56ZM159 71V70H158ZM249 71H253V70H249ZM248 71V72H249ZM255 71V70H254ZM52 72V71H51ZM114 72V73H113ZM163 72V70H162ZM162 72L158 73V75L161 77L158 76L159 80L162 79V81H167L165 76L162 74ZM239 71H237L238 73ZM40 73V72H39ZM46 73V72H45ZM53 73V72H52ZM108 73V75H109ZM122 73V72H121ZM203 73V72H202ZM236 73V74H237ZM245 73V72H244ZM251 73V72H250ZM264 73V71H263ZM261 73V74H263ZM49 75H51V73H47ZM129 74V73H128ZM165 74V73H164ZM239 74V73H238ZM88 75V74H87ZM120 75V74H119ZM118 75V76H119ZM230 75V74H229ZM243 75V73H242ZM245 75L249 78L250 76H253V75H250V74H246ZM11 76V77H10ZM47 76V75H46ZM105 76V75H104ZM148 76V75H146ZM151 76V75H150ZM153 76V77H154ZM224 76V75H223ZM234 76V75H233ZM263 77V75H261ZM49 77V76H48ZM94 77V76H92ZM90 77L88 78V76L86 77H79L78 80H76L75 82L82 85L81 87H77L75 88V90H71L69 91L70 89L67 88V85H61L60 86V89L56 92L55 94V99H59L60 97L62 96H65L67 94H69V92H73L74 94L77 93L79 95H75V96H72V100H71V103L68 104L64 109L61 110L60 113L56 114V118H60L64 115L65 112L69 111V110H73L74 108L78 107V105H80V99L79 98H83L84 101H90L91 103H94L95 104V110L96 111H104V110H107V109H110V108H115V107H120V112H122V117H127V116H130L131 114H133L134 112H136V108L137 106L139 105L138 103V100L137 102L133 101L131 103V106H123L122 104L118 103V102H115L114 100H112L111 98H108L107 95L105 93H100V92H97L96 90H94V88H91V82H93V78ZM117 77V76H115ZM153 77H151L153 79ZM156 77V76H155ZM154 77V78H155ZM254 77V76H253ZM256 77V76H255ZM47 78V77H46ZM51 78V77H49ZM132 78V77H131ZM136 78V77H135ZM133 78V79H135ZM150 78V77H149ZM148 78V80H149ZM150 78V79H151ZM157 78V77H156ZM242 78V77H241ZM246 78V77H245ZM259 78V76H258ZM143 79V78H142ZM212 79V78H211ZM21 80V79H20ZM25 80V79H24ZM141 80V78H140ZM144 80V79H143ZM147 80V79H146ZM237 80V79H236ZM253 80V79H252ZM22 81V80H21ZM95 81V80H94ZM154 81V80H153ZM164 81V82H165ZM217 81V80H216ZM227 81V80H225ZM235 81V80H234ZM245 81V80H244ZM255 81V80H254ZM41 82V81H40ZM127 82V81H126ZM125 82V84H126ZM149 82V81H148ZM155 82V81H154ZM158 82V81H156ZM161 82V81H160ZM159 82V83H160ZM48 83V82H47ZM128 85L131 83L130 81L127 82ZM135 83V82H133ZM132 83V84H133ZM146 83V82H145ZM163 84V82H161ZM215 83V82H214ZM218 83V82H217ZM227 83V82H225ZM240 83V82H239ZM28 84V83H27ZM93 84V83H92ZM120 84V83H119ZM36 85V84H35ZM46 85V84H45ZM227 85V84H226ZM130 86V85H129ZM134 86V84L132 85ZM148 86V85H147ZM154 86V85H152ZM199 86V84L197 85L196 84V87ZM222 86V85H221ZM239 86V85H238ZM19 87V86H18ZM23 87V86H22ZM41 87V86H40ZM125 87V85H124ZM213 87V86H212ZM34 88V87H33ZM132 88V87H131ZM129 88V89H131ZM138 88V87H137ZM193 88V87H192ZM215 88V87H214ZM25 89V88H24ZM31 89V87H30ZM126 89V87H125ZM29 90V89H28ZM27 90V91H28ZM48 90V89H47ZM54 90V89H53ZM52 90V91H53ZM200 90V91H199ZM136 91V90H135ZM156 91V90H155ZM196 91H194L193 94L196 93ZM200 93H199V92ZM229 91V90H228ZM30 92V91H29ZM33 92V91H32ZM142 92V91H141ZM153 92V91H152ZM28 93V92H27ZM50 93V91H49ZM52 94V93H51ZM146 94V93H145ZM192 95H188L187 97H191L193 96ZM236 94V95H238ZM54 95V94H53ZM50 97V95H49ZM111 97V96H110ZM137 97V96H136ZM203 97V96H202ZM140 98V97H139ZM138 98V99H139ZM143 98V97H142ZM208 99H210L209 97H207ZM213 98V99H214ZM205 99V97H204ZM207 99V100H208ZM195 100V99H194ZM206 100V102H207ZM211 100V99H210ZM209 100V101H210ZM58 101V100H57ZM143 101V100H142ZM185 101V100H184ZM187 101V100H186ZM215 101V100H214ZM53 102V101H52ZM144 102V101H143ZM165 102V101H164ZM197 102V101H196ZM218 102V101H217ZM118 103V104H117ZM178 103V102H177ZM184 103V102H183ZM198 103V102H197ZM200 103V102H199ZM227 103V101L225 102ZM229 103V102H228ZM125 104V103H124ZM170 104V103H169ZM172 104V103H171ZM253 105V106H250V105ZM126 105V104H125ZM129 105V104H127ZM217 105V104H216ZM249 105V106H248ZM257 105H259L257 107ZM149 106V105H148ZM156 106V105H155ZM154 106V107H155ZM185 106V105H184ZM204 106H207V104L205 105V102H204ZM213 106V105H212ZM220 106V105H219ZM248 106V107H246ZM214 107V106H213ZM252 107H255V109L257 108V111L254 110L253 108V112L250 110L252 109ZM217 108V107H216ZM221 108V107H220ZM151 109V108H150ZM205 109V108H204ZM208 109V108H207ZM218 109V108H217ZM222 109V108H221ZM219 109V110H221ZM223 110V109H222ZM138 111V110H137ZM142 111V110H140ZM208 111V110H207ZM217 111V110H216ZM225 111V110H224ZM119 112V113H120ZM229 112V111H227ZM200 113V112H199ZM221 113V112H220ZM191 114V113H190ZM189 114V115H190ZM193 114V113H192ZM203 114V113H202ZM211 114V113H210ZM226 114V113H225ZM214 115V114H213ZM229 115V114H228ZM119 116V115H118ZM197 116V115H196ZM200 116V115H199ZM121 117V119H122ZM154 117V116H153ZM194 117V115H193ZM208 117V116H207ZM230 117V118H231ZM47 118V117H46ZM187 118V117H186ZM185 118V119H186ZM229 118V117H228ZM49 119V118H48ZM120 119V120H121ZM124 119V118H123ZM51 120V119H50ZM119 120V119H118ZM149 120V119H148ZM183 120V121H182ZM217 120V119H216ZM229 120V119H228ZM194 122V123H193ZM213 122V121H212ZM216 122V121H215ZM220 122V121H219ZM223 122V121H222ZM112 123V121H111ZM110 123V124H111ZM125 123V122H124ZM218 123V122H217ZM108 125V124H107ZM120 125H122V123H120ZM120 125H119V128H120ZM106 127V126H105ZM109 126H107L108 128ZM116 127V126H115ZM118 127V126H117ZM123 127V126H122ZM112 128V127H110ZM110 128L108 130H110ZM182 128L183 131H182ZM103 129V130H102ZM123 129V128H122ZM186 129V130H185ZM99 130V131H98ZM113 130V129H111ZM110 130V132H111ZM185 130V131H184ZM189 131L190 133H192V136L195 137V139L193 140H196L193 144L192 142L189 143L190 141L186 142L183 140V136H181L184 132H187ZM26 132H29L31 134L30 138H31V141H29L30 143L29 144H26V145H19L16 143L15 141V137L18 136L19 134L21 133H26ZM99 132V133H98ZM115 132V131H114ZM188 133V132H187ZM44 135V134H43ZM189 135V134H188ZM188 135L186 136V133H185V136L188 137ZM184 136V138H185ZM191 136V138H192ZM117 137H118V133H117ZM154 137V139H153ZM29 138V139H30ZM40 138L44 141V142H41L40 141ZM46 138V139H45ZM145 138V139H146ZM153 140H152V139ZM190 136H189V139H191ZM35 140L36 143H38L37 141H40L41 143H43L42 145L41 144H36L35 142H33V140ZM57 139V138H56ZM60 139V138H59ZM97 140V144L94 146V148H91L92 151L91 152H87L86 148L89 146L90 143H92V141L94 140ZM114 139V138H113ZM117 139V138H115ZM144 139V138H143ZM226 139L228 142H226ZM243 139V138H241ZM37 140V141H36ZM55 140V139H54ZM61 140V139H60ZM95 140V141H96ZM148 140H147V143H148ZM48 141V140H47ZM56 141V140H55ZM108 141V140H107ZM110 141V140H109ZM117 141V140H116ZM146 141V140H145ZM233 142V145L237 142ZM243 141V140H242ZM58 142V140H57ZM237 142V143H238ZM19 143V142H18ZM35 145H34V144ZM100 143V145H99ZM102 143V145H103ZM113 143V142H112ZM219 144L220 145V150L222 151V149L224 150L225 149V145L228 146L226 149H228V152L224 150L225 154L229 155V159L228 157H225L223 156L224 153L223 151L220 152L222 154L219 153L218 149L216 148V146L214 147V145L212 144ZM247 143V141H246ZM250 143H247V144H250ZM47 144V143H46ZM49 144V143H48ZM47 144V146H48ZM53 144V143H51ZM239 144V143H238ZM237 144V145H238ZM239 144V145H240ZM246 144V145H247ZM50 145V144H49ZM149 145V144H148ZM147 145V146H148ZM151 145V144H150ZM244 143L243 146L247 147ZM254 145V146H255ZM42 146V147H41ZM46 146V147H47ZM240 148L243 149V146ZM250 146V145H249ZM49 147V146H48ZM53 147V146H52ZM60 147V146H59ZM244 147V148H245ZM222 148V149H221ZM131 149V150H130ZM142 149V148H141ZM217 149V150H216ZM229 149H231L232 152L229 153ZM237 149V148H236ZM256 149V148H255ZM240 150V149H239ZM237 149V151H239ZM249 150V149H248ZM129 152H134L136 151V146L134 144H131L129 146ZM243 151H245L243 149ZM86 153L83 157L82 156H79L78 154L79 153ZM161 152V151H160ZM242 152V151H241ZM35 153V154H36ZM219 153V154H218ZM238 153V152H237ZM243 153V152H242ZM255 153V152H254ZM263 154V155H262ZM39 155V157H40ZM222 155V156H221ZM38 156V155H37ZM134 156V157H135ZM219 156L221 157H224L223 158H220ZM28 157V158H27ZM79 157V158H78ZM133 157V158H134ZM136 157V158H138ZM239 157V156H238ZM249 157V156H248ZM36 158V157H35ZM112 158V157H111ZM160 158V157H159ZM49 161H50V157L48 158ZM77 159H81V162L78 161ZM29 160V161H27ZM112 159H110V162ZM132 160V159H131ZM134 160V159H133ZM136 160V159H135ZM134 160V162H135ZM35 160L32 161V163L34 162ZM44 161V160H43ZM47 161V162H49ZM246 161V160H245ZM51 162V161H50ZM128 162V161H127ZM137 162V161H136ZM141 162L142 164H145L146 163H150V164H147L146 165V168H144L145 172L142 171L143 168H141L143 165H141ZM30 163V164H29ZM37 163V162H36ZM38 163L41 164L40 160L38 161ZM45 163V161H44ZM42 163V164H44ZM73 163V164H72ZM123 163V162H122ZM129 163V162H128ZM132 163V162H131ZM258 163V162H257ZM34 164V163H33ZM48 164V163H47ZM117 164V163H116ZM121 164V163H120ZM125 164V163H124ZM136 164V163H135ZM154 164V165H155ZM163 164V163H162ZM111 165V164H110ZM129 164H126L125 166H127ZM145 165L143 167H145ZM153 165V166H154ZM256 165V164H255ZM131 166V165H130ZM127 166V168H131L133 166ZM158 166V164H157ZM163 166V165H162ZM38 167V165H37ZM40 167V165H39ZM50 167V166H49ZM48 167V168H49ZM53 167V166H52ZM56 167V166H55ZM58 167L60 168V170L62 169V166L61 165H58ZM160 167V166H158ZM153 168V167H152ZM157 168V167H156ZM150 169V168H149ZM179 169H181V171L183 170V174L184 176H182L183 174L181 173V176L180 174L177 175V173H179ZM55 170V169H54ZM58 170V169H57ZM126 170H127V174H126ZM130 170V169H129ZM140 170V171H139ZM151 170V169H150ZM157 170V169H156ZM42 171V170H40ZM99 171V170H98ZM96 170V172H98ZM130 171V172H131ZM147 171V172H146ZM101 172V171H100ZM125 172V174H124ZM163 172V171H162ZM40 173V172H38ZM50 173V172H49ZM53 173V172H52ZM155 173V172H154ZM41 174V173H40ZM44 174V173H43ZM48 174V173H47ZM104 174V173H103ZM121 174H124V175H121ZM131 174L133 175V177L131 176ZM159 174V173H157ZM165 174V173H164ZM46 175V174H45ZM96 175V174H95ZM133 178V180H131L130 176ZM166 175V176H167ZM78 176V177H77ZM128 176H129V179H128ZM157 176V175H156ZM160 176V175H159ZM162 176V174H161ZM52 178L53 176L51 175L50 173V176L49 178ZM155 177V176H154ZM46 178V177H45ZM48 178V179H49ZM120 178V179H119ZM156 178V177H155ZM166 178V177H165ZM161 179V178H160ZM187 179V180H186ZM49 180H52V179H49ZM119 180V181H118ZM165 180V179H163ZM167 180V179H166ZM165 180V181H166ZM210 181L212 180V184L216 187H214L212 184V186L217 190L219 187H223L222 188H219V195L218 197H214L212 193H214V188L212 186H209V184L207 185L206 182L207 181ZM47 181V180H46ZM53 181V180H52ZM164 181V182H165ZM187 181V182H186ZM189 181V183H190ZM99 182V183H98ZM5 183V184H4ZM51 183V181H50ZM46 184V183H45ZM121 184V186H122ZM165 184V183H164ZM167 184V183H166ZM197 184V183H196ZM195 184V185H196ZM50 185H54L53 182L52 184ZM203 187L204 190H206L207 188H213L212 191L209 193V192H203L198 190L199 187L201 188V186ZM206 185V186H205ZM219 187H218V186ZM264 185V184H262ZM56 186V185H55ZM54 186V187H55ZM118 186V188H117ZM148 186V187H147ZM175 186V185H174ZM186 186V185H184ZM187 186V187H188ZM209 186V187H207ZM52 187V188H54ZM101 187V188H102ZM123 187V186H122ZM168 187V186H167ZM194 187V186H193ZM263 187V186H262ZM39 188V189H38ZM50 188V187H49ZM115 188V189H113ZM123 188V189H124ZM148 188V189H147ZM151 188V187H150ZM207 189V190H210ZM45 189V188H44ZM119 189V191L117 192V190ZM166 189V188H165ZM173 189V188H172ZM192 189V190H191ZM256 189V188H255ZM47 190V189H46ZM126 190H122L123 192H125L124 194L127 195V192ZM167 190V189H166ZM170 190V189H169ZM190 190V192H189ZM202 190V188H201ZM98 191V190H97ZM99 191H102V190H99ZM146 191V192H147ZM150 191V190H149ZM187 191V190H186ZM263 191V190H262ZM77 192V191H76ZM116 192V193H115ZM123 192H121L123 194ZM161 192V190H160ZM247 192V193H248ZM97 193V192H96ZM109 193V192H108ZM114 193V194H113ZM184 193V191H183ZM254 193V192H253ZM49 194V193H47ZM122 194H119L120 196H123ZM129 194V193H128ZM144 194V195H143ZM149 194V193H148ZM176 194V193H175ZM252 194V193H251ZM95 195V194H94ZM106 195V194H105ZM124 195V198L127 197ZM143 195V196H142ZM157 195V194H156ZM166 195V193L164 194ZM163 195V196H164ZM216 195V194H215ZM252 195H255V194H252ZM53 196V195H52ZM99 196V195H98ZM140 196V197H138ZM150 196V195H149ZM174 196V195H173ZM43 197H45V195H43ZM47 197V196H46ZM102 197V196H101ZM138 197V198H137ZM197 197L195 199H197ZM198 197V198H199ZM200 197V198H201ZM261 197V196H260ZM165 198V197H164ZM205 198H202L204 201H205ZM263 198V197H262ZM183 199V198H182ZM191 199V198H190ZM246 200L247 199L250 201V202H253V204L251 203H248L249 206H247V204H244L242 205L241 204V207H246L245 209L239 207L240 209L242 210H238V207L234 204V201L236 200ZM264 199V198H263ZM42 200V201H41ZM48 200V201H47ZM118 201V200H117ZM128 201V200H127ZM146 201V202H147ZM93 201L90 202V204L92 203ZM95 202V201H94ZM170 202V201H169ZM179 202V203H178ZM192 202V203H191ZM101 203V202H100ZM99 203V204H100ZM104 203V204H105ZM119 203V202H118ZM117 203V204H118ZM124 203V202H123ZM174 203H177V204H174ZM203 203V202H202ZM237 203V202H236ZM242 203V202H241ZM245 203V202H244ZM256 203V204H254ZM93 204V203H92ZM102 204V203H101ZM100 204V205H101ZM105 204V205H106ZM197 204V203H196ZM205 204V203H204ZM41 205L44 207V206H47L45 208L41 207ZM99 205V206H100ZM114 205V204H113ZM115 205H116V202H115ZM124 205V204H123ZM246 205V206H245ZM93 207L94 206H97V203L93 204L92 205ZM99 206L96 207L97 208V211L99 209ZM198 206V205H197ZM240 206V205H238ZM40 207V208H39ZM106 207V206H105ZM110 207V206H109ZM114 207V206H112ZM130 207V206H128ZM196 207V206H195ZM203 207V206H202ZM201 207V208H202ZM39 208V209H38ZM41 208L43 209V211H47L48 215L45 217L47 220H43L42 217L39 213H38V210H41ZM103 208V207H102ZM108 208V207H107ZM107 208H103L104 209H107ZM123 208V207H122ZM125 208V207H124ZM140 208V207H139ZM5 209H10V210H14V212H16V218L13 219L12 218H9L8 216H6V212ZM38 209V210H36ZM110 209V208H109ZM113 208H111L112 210ZM155 209V208H153ZM200 209V208H199ZM100 210V209H99ZM110 210V211H111ZM133 209L131 208V211ZM96 211V210H95ZM114 211V210H112ZM124 211V210H123ZM126 211V210H125ZM102 211H100L101 213ZM108 212V214H111L109 213V211H106ZM105 212V213H106ZM129 212V210L127 211ZM135 212V210H134ZM142 212V211H141ZM160 212V213H161ZM133 213V212H132ZM137 213V211H136ZM135 213V217L137 216V214H141V213ZM183 213V214H182ZM46 214V212H45ZM119 214V213H118ZM129 214V213H128ZM126 213V215H128ZM9 215V214H8ZM118 216V217H115ZM130 215V214H129ZM128 215V216H129ZM142 215V214H141ZM83 216V215H82ZM86 216V215H85ZM84 216V217H85ZM103 216V215H102ZM125 216V215H124ZM123 216V218H124ZM131 216L133 217V215L131 214ZM149 216V215H148ZM168 216V215H167ZM169 216V217H170ZM229 216L230 219H232L233 221V218L235 216V218L237 217L240 218L241 220L243 218H245L244 220H248L246 218H249V217H252V219L254 220V217L255 219H258L257 223H258V226L256 224V220H255V224L253 222H249L251 221L250 219L248 220V225L245 224V221L242 220L240 221L241 223L243 222V224L245 225H241L239 222L240 225H237V223H233V230L232 228V225L228 228H230V230L233 231H230L228 230V232L230 233H227L225 235H223L221 232L224 230V229H221L222 231L219 232L221 233V235L219 236V238L217 240H215L213 243V245H211L209 242H208V236L207 234H209V229L210 227H208L207 223H203V221L206 219V218H213L214 220H216L217 222H220L222 223L223 220H225V217ZM231 216L233 218H231ZM97 217V216H96ZM101 217V216H100ZM99 217V219H100ZM142 217V216H141ZM140 217V218H141ZM163 217V216H162ZM257 217V218H256ZM261 217V218H259ZM127 218V216H126ZM129 218V217H128ZM134 218V217H133ZM152 218V217H151ZM137 219V218H136ZM144 218H141V220H138L140 222H138V224H142L141 221H143ZM150 219V218H148ZM154 219V218H153ZM152 219V220H153ZM230 219H226V220H230ZM264 219V217H263ZM35 221L37 222L38 224H40L41 226H47V229H48V235L43 239V242H44V245L46 247V249L48 251H50V253H57L56 255H58V259L55 261V260H52V259H49L46 255H45V251H41L40 250L38 251L35 247V243L36 241L34 240L35 237L32 236L34 234L31 233V228H29L30 232L26 231V228L22 230V228H24V226H26L28 228L29 224L31 223L30 221ZM127 220V219H126ZM147 220V219H146ZM144 219V221H146ZM159 220V219H158ZM166 220V218H165ZM226 220L224 221L226 223ZM85 221V220H84ZM95 221V220H93ZM123 221H125L123 219ZM144 221H143V224H144ZM168 221V220H167ZM176 221V220H175ZM184 221V220H183ZM236 221V220H235ZM134 222V220H133ZM150 222V221H149ZM165 223V221H163ZM180 222V221H179ZM186 222V221H185ZM247 222V221H246ZM85 224V222H83ZM123 223V222H122ZM128 223V222H127ZM136 223V222H135ZM134 223V224H135ZM159 223V222H158ZM189 223V222H188ZM210 223H211V220H210ZM215 223V222H214ZM227 223H230V222H227ZM252 223V224H251ZM261 223V224H260ZM264 223V222H263ZM33 224V222H32ZM117 224V223H116ZM130 224V223H129ZM137 224V223H136ZM133 225V226H136ZM146 224L147 221H146ZM152 224V223H151ZM163 224V223H162ZM167 224V222H166ZM174 224V222H173ZM172 224V225H173ZM187 224V223H186ZM218 224V223H217ZM235 224L238 226H236V229H234L235 227ZM34 225V224H33ZM36 225V224H35ZM119 226H122V224L120 225V223L118 224ZM127 225V224H126ZM149 225V224H148ZM148 225L146 226V228L148 227ZM179 225V223H178ZM181 225V224H180ZM185 225V224H184ZM189 225V224H188ZM224 224H222L221 226H223ZM229 225V224H228ZM118 226V227H119ZM139 226V225H138ZM143 225H141L140 229L142 228ZM150 226V225H149ZM157 226V225H156ZM177 226V225H176ZM183 226V225H182ZM227 226V225H226ZM225 226V227H226ZM257 226V228H256ZM261 227V228H258V227ZM84 227V231L87 232V230H89L85 225H83ZM90 227V226H89ZM115 228H117V226H114ZM125 227V226H124ZM127 227V226H126ZM161 227V226H160ZM184 227V226H183ZM188 227V226H187ZM213 227V226H212ZM218 227V226H216ZM215 227V228H216ZM220 227V225H219ZM224 227V226H223ZM221 227V228H223ZM224 227V228H225ZM120 228V227H119ZM118 228V229H119ZM123 228V227H122ZM136 228V227H135ZM134 228V229H135ZM144 229L145 226L143 227ZM156 228H159V227H156ZM180 228V227H179ZM182 228V227H181ZM180 228V229H181ZM185 228V227H184ZM104 229H106V234L105 233H102L104 232ZM109 229V230H108ZM121 229V228H120ZM124 229V228H123ZM122 229V230H123ZM126 229V228H125ZM129 229V227H128ZM138 229V227L136 228V230ZM142 230L141 231L143 233H145V230ZM160 229V228H159ZM219 229V228H218ZM227 229V227H226ZM261 229V230H259ZM25 230V231H24ZM108 230V231H107ZM131 230V229H130ZM139 230V229H138ZM148 229H146L147 231ZM65 234H64V232ZM118 231V230H117ZM128 231V230H127ZM135 231V230H134ZM140 231V232H141ZM182 231H183V228H182ZM182 231L178 232L177 234L181 233ZM186 231V230H184ZM186 231V232H187ZM33 232V230H32ZM111 232V230H110ZM136 232V231H135ZM134 232V233H135ZM139 232V231H138ZM137 232V234H138ZM148 232V231H147ZM156 232V231H154ZM160 232V231H159ZM175 232V231H174ZM212 232V231H211ZM103 236L107 235V237H102L101 234ZM115 233V232H114ZM118 233V232H117ZM121 233V232H120ZM128 233V232H127ZM132 233V232H131ZM161 233V232H160ZM159 233V234H160ZM171 233V232H170ZM188 233V232H187ZM224 233V232H223ZM73 234H76V237H77V240L76 242H71L70 240H68V238L70 239V236L73 235ZM112 234V233H111ZM126 234V233H124ZM136 234V233H135ZM136 234V235H137ZM147 234V233H146ZM158 233H156L157 235ZM176 234V233H175ZM194 234V235H193ZM219 234V233H218ZM229 234V235H228ZM118 235V234H117ZM130 235V234H129ZM128 235V236H129ZM139 235V234H138ZM137 235V236H138ZM142 235V233H141ZM144 235V234H143ZM155 235V236H156ZM180 235V234H179ZM183 235V234H182ZM116 236V235H115ZM120 236V235H118ZM122 236V234H121ZM125 236V235H124ZM133 236V235H132ZM151 236V235H150ZM153 236V234H152ZM159 236V235H158ZM173 236V235H172ZM171 236V237H172ZM34 237V238H33ZM127 237V236H126ZM139 237V236H138ZM144 237V236H143ZM167 237V236H166ZM165 237V239H166ZM170 237V238H171ZM174 237H178L177 235ZM210 237V236H209ZM117 238V237H116ZM135 238V236H134ZM144 237V241H147ZM157 238V237H156ZM160 238V236L158 237ZM180 238V236H179ZM179 238H176V239H179ZM180 238V239H181ZM212 238V237H211ZM126 239H129L126 238ZM149 239H152L151 237L148 236V240ZM169 239V238H168ZM166 239V240H168ZM173 240V237L171 238ZM179 239V240H180ZM37 240V239H36ZM112 240V241H111ZM115 240V239H114ZM117 240V239H116ZM120 240V239H119ZM122 240V239H121ZM139 240V239H138ZM137 240V241H138ZM171 240V241H172ZM211 240V239H210ZM143 241V242H144ZM156 241V240H155ZM175 241V239H174ZM173 241V243H174ZM178 241V240H176ZM41 242V241H40ZM63 242V241H62ZM133 242V241H132ZM139 242V241H138ZM150 242V241H148ZM121 243V242H120ZM179 243V242H178ZM119 244V243H118ZM139 244V245H137ZM168 244V245H167ZM208 244H210L208 246ZM176 245V243H175ZM174 245V247H176ZM181 245V244H180ZM185 245V246H184ZM123 246L122 249H125V247ZM44 247V248H45ZM120 247V245H119ZM181 247V248H182ZM152 248V247H151ZM171 248V247H170ZM121 249V248H119ZM150 249V250H149ZM46 250V251H47ZM61 251V252H60ZM175 251V250H174Z\"/></svg>","mask_w":264,"mask_h":264}]
</instances>
